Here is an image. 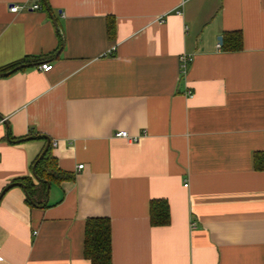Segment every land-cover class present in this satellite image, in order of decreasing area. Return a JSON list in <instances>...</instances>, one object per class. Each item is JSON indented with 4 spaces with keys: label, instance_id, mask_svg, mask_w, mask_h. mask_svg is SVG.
I'll use <instances>...</instances> for the list:
<instances>
[{
    "label": "crops",
    "instance_id": "obj_1",
    "mask_svg": "<svg viewBox=\"0 0 264 264\" xmlns=\"http://www.w3.org/2000/svg\"><path fill=\"white\" fill-rule=\"evenodd\" d=\"M47 3L0 0V194L49 140L73 178L0 197V264H92L100 217L112 264H264V0Z\"/></svg>",
    "mask_w": 264,
    "mask_h": 264
},
{
    "label": "trees",
    "instance_id": "obj_2",
    "mask_svg": "<svg viewBox=\"0 0 264 264\" xmlns=\"http://www.w3.org/2000/svg\"><path fill=\"white\" fill-rule=\"evenodd\" d=\"M114 22L110 20L109 22V33L114 35ZM238 35L233 39V47L241 48L242 44V34L232 33L231 36ZM232 39V38H230ZM229 46V45H228ZM11 68L12 65L10 66ZM260 159V161H259ZM256 161L261 167L264 166L263 157H256ZM32 175L14 179L19 181L26 188L29 193L27 200L30 203L35 202L33 197L32 187L34 183L32 178L37 177L40 179L45 186H48L49 182L70 180L73 175L70 173L63 172L59 167H57L56 159L51 153V148H48L44 155L40 156L32 163ZM151 223L155 226L170 224V208L166 200L158 199L151 202ZM112 226L110 224L109 218H89L86 221V233H85V247L84 254L86 258L88 257L92 264H112V238H111Z\"/></svg>",
    "mask_w": 264,
    "mask_h": 264
},
{
    "label": "built area",
    "instance_id": "obj_3",
    "mask_svg": "<svg viewBox=\"0 0 264 264\" xmlns=\"http://www.w3.org/2000/svg\"><path fill=\"white\" fill-rule=\"evenodd\" d=\"M25 7L26 6H24V5H12L10 7V9H11L12 12H20L22 9H25ZM40 7H41L40 4H37V3H36V5L32 6V8H35V9L36 8H40ZM190 59H191V57L188 54H183L182 56H180L179 61L181 62V76H184L187 73V70L189 68ZM40 66H41V68L44 71L48 72V71L52 70L54 65L53 64L51 65V64H48V63H44V64H41ZM189 94L192 95L193 91L190 90ZM114 135L117 136V137L124 138L126 140L128 139V140H131V141H135V142L140 140L139 136H131L129 134V132L126 131V130H118V131H116L114 133ZM55 144H58V143L55 142ZM79 167L83 168L84 166L83 165H79ZM2 259H3V256L0 254V260H2Z\"/></svg>",
    "mask_w": 264,
    "mask_h": 264
},
{
    "label": "water",
    "instance_id": "obj_4",
    "mask_svg": "<svg viewBox=\"0 0 264 264\" xmlns=\"http://www.w3.org/2000/svg\"><path fill=\"white\" fill-rule=\"evenodd\" d=\"M44 1H45V6L48 8V10H50L51 8L48 7L47 0H44ZM219 41H220V44H222V41H223L222 37L219 38ZM32 65H36V64H33V63H26V64H23V65L17 66V67L15 68V70L22 69L23 67H26V66H32ZM8 73H9V72H8ZM8 73H2V74H0V75H7ZM50 145H51V141L49 140V142L47 143L46 147H45L44 150L41 152L42 155L45 154V152H46L47 149L50 147ZM35 176H36V179H37V180H40V179L37 177L36 173H35ZM18 184H22V183H20V182H13L11 185L7 186V187L3 190V192L0 194V197H1V196H2L7 190H9L10 188H12V186H14V185H18ZM50 186H51V183L49 182V183H48V190H49ZM26 195L29 196V193H28L27 191H26ZM0 199H1V198H0ZM32 202L34 203V201H32Z\"/></svg>",
    "mask_w": 264,
    "mask_h": 264
}]
</instances>
